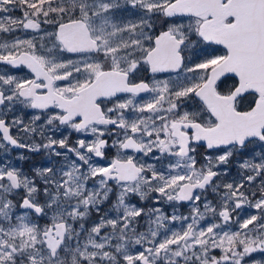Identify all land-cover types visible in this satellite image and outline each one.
<instances>
[{"label":"snow or ice","instance_id":"1","mask_svg":"<svg viewBox=\"0 0 264 264\" xmlns=\"http://www.w3.org/2000/svg\"><path fill=\"white\" fill-rule=\"evenodd\" d=\"M0 264H264V0H0Z\"/></svg>","mask_w":264,"mask_h":264},{"label":"flooded vegetation","instance_id":"2","mask_svg":"<svg viewBox=\"0 0 264 264\" xmlns=\"http://www.w3.org/2000/svg\"><path fill=\"white\" fill-rule=\"evenodd\" d=\"M15 15H18V13H15Z\"/></svg>","mask_w":264,"mask_h":264},{"label":"rangeland","instance_id":"3","mask_svg":"<svg viewBox=\"0 0 264 264\" xmlns=\"http://www.w3.org/2000/svg\"><path fill=\"white\" fill-rule=\"evenodd\" d=\"M18 13V15H20V13L19 12H17Z\"/></svg>","mask_w":264,"mask_h":264}]
</instances>
